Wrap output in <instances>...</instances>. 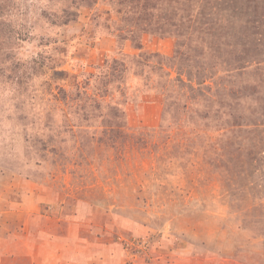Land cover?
Returning a JSON list of instances; mask_svg holds the SVG:
<instances>
[{
    "label": "rangeland",
    "instance_id": "rangeland-1",
    "mask_svg": "<svg viewBox=\"0 0 264 264\" xmlns=\"http://www.w3.org/2000/svg\"><path fill=\"white\" fill-rule=\"evenodd\" d=\"M0 264H264V0H0Z\"/></svg>",
    "mask_w": 264,
    "mask_h": 264
}]
</instances>
